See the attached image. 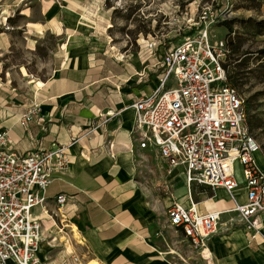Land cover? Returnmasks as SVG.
Masks as SVG:
<instances>
[{"label":"rangeland","instance_id":"rangeland-1","mask_svg":"<svg viewBox=\"0 0 264 264\" xmlns=\"http://www.w3.org/2000/svg\"><path fill=\"white\" fill-rule=\"evenodd\" d=\"M205 4L212 5L215 11L223 14L224 21H233V31L242 35L239 51L231 53L227 44L235 33L229 38L223 22L210 30L214 39L225 40L228 50L225 63L230 70L243 61L246 71H253L247 79L230 83L243 98L246 109L249 97L264 89V84L259 83V71H256L260 62L256 61V54L251 53L264 47V33L255 35L252 30L243 28L241 21L263 20L264 0H0V39H3L0 42V114L8 120L10 109L23 110L39 91L38 82L54 70L53 57L60 52L66 57L72 53V59L83 57L86 51L85 57L93 67L104 61L110 74L122 75L110 80L112 83H126L132 93L138 90L153 92L162 51L184 35L196 31L194 25L200 8ZM46 27L52 32H44ZM55 33L62 34L56 36ZM86 45L87 48H83ZM229 56L231 60H228ZM246 115L247 118L253 116L254 127L249 131L264 158V96L257 97L253 107L246 109ZM144 164V171L136 179L137 197L151 209L150 221L155 230L176 234L167 224V206L169 198L176 197L173 195L175 191L179 195L190 192L197 203L212 198L218 200L214 197L219 192L228 200L220 190L214 192L195 184L187 187L179 171L170 172L155 157L146 159ZM235 169L236 177L243 181L238 164ZM223 198H220L221 201ZM230 210H223L224 214H228L220 218L218 231L213 235L222 243L220 255L215 254L217 246L219 251L218 240H211L214 253L205 257L200 255V250H194L180 232L173 239L165 237L168 244L177 247L180 264H237L241 254H236L243 253L245 240L241 230H234L240 223ZM56 222L57 227L51 229L52 236L47 239L49 235L45 234L46 241H55L50 246L69 245L72 250V244L81 239L80 229L70 224L78 228V233L73 229L72 234L66 223H61L65 225L62 227L60 222ZM59 228H63L62 233H59ZM61 237L69 243L66 244ZM244 256L245 260L259 259L257 251ZM89 262L100 264L92 260Z\"/></svg>","mask_w":264,"mask_h":264},{"label":"built area","instance_id":"built-area-1","mask_svg":"<svg viewBox=\"0 0 264 264\" xmlns=\"http://www.w3.org/2000/svg\"><path fill=\"white\" fill-rule=\"evenodd\" d=\"M224 19L212 5H203L196 31L162 51L155 90L131 105V136L140 149L156 148L170 172L181 168L188 186L224 190L234 204L229 212L237 213L253 240L260 235L264 214V175L254 159L259 145L246 123L245 102L228 83L225 40L210 35ZM37 111L34 105L21 122H30ZM237 164L245 189L243 204L236 199ZM67 165L63 147L19 154L11 148L7 131L0 130V264H40L37 252L45 237L34 211L44 207L53 175ZM66 202L65 195H57L49 218L62 222ZM187 202L174 201L167 208L168 226L181 231L202 256L224 211L199 212L190 192Z\"/></svg>","mask_w":264,"mask_h":264},{"label":"crops","instance_id":"crops-1","mask_svg":"<svg viewBox=\"0 0 264 264\" xmlns=\"http://www.w3.org/2000/svg\"><path fill=\"white\" fill-rule=\"evenodd\" d=\"M46 31L52 32L47 27ZM55 34L60 36L62 33ZM83 48L86 49L87 45ZM71 54L67 57L61 52L54 55V70L40 81L42 86L23 110L10 109L8 120L0 114V130L7 131L11 148L17 153L63 147L67 155V169L53 175L54 181L46 192V203L43 208L37 207L34 214L41 220L44 237L46 234L49 235L47 239L50 238L51 229L57 227L56 221H60L50 219L49 213L56 210V196L65 195L67 202L60 225L66 223L72 234L73 229L78 233L79 228L81 239L72 244L71 250L69 245L50 246L55 241L48 243L45 238L37 252L40 264H86L91 260L100 264H180L177 247L168 244L166 238L173 239L180 232L187 239L175 229V235L155 230L150 221L151 209L137 197L136 179L144 171L146 159L155 157L161 165L168 167L156 148L140 149L139 143L131 136L134 124L131 105L141 94L148 93L144 90L132 93L126 83H112L110 80L122 75L110 74L104 61L93 67L85 57L86 51L83 57L71 59ZM34 105L38 106V111L30 122L23 124L21 118ZM254 159L264 175L263 156L257 152ZM174 170L182 174L185 185L190 187L182 169ZM237 181L240 188L236 199L243 204L244 184L238 178ZM217 190L222 191L228 200L219 192L214 198H218L220 203L213 198L207 202H195L199 212H217L234 207L225 191L216 189L214 192ZM173 195L176 197L169 198L167 208L174 201L188 205V192L179 195L175 191ZM233 216L237 219V213ZM260 223V235L253 240L241 225L234 228L242 231L245 240L243 253L236 254H241L237 264H264V214L260 216ZM58 231L62 233L63 228ZM60 239L69 243L63 237ZM212 239L219 241V251L217 246L215 254L220 255L222 243L219 238L209 239L208 251L214 253ZM252 251L259 253V259L245 260L244 255Z\"/></svg>","mask_w":264,"mask_h":264},{"label":"trees","instance_id":"trees-1","mask_svg":"<svg viewBox=\"0 0 264 264\" xmlns=\"http://www.w3.org/2000/svg\"><path fill=\"white\" fill-rule=\"evenodd\" d=\"M223 24L225 25L227 29V35L230 38V36L233 33H235L232 29L233 21L231 20L223 21ZM241 25L243 26V28L247 30L249 29L252 30L255 35H262L264 33V19L260 21H256L253 19H247L245 21H241ZM242 42H243L242 35L235 33V37L229 40L227 47L231 50V53L238 52L240 46L242 45ZM251 53L256 54L255 59L256 61L260 62L257 65L256 71H259V78H258L259 83L264 84V47L259 49L256 52H251ZM228 60H231L230 56ZM245 65L246 64L243 61H240L236 63L235 65H233V70H230L228 64L225 63V68L227 69V77H228L229 84L230 83L235 84L236 81L247 79L250 76V74L253 71L252 70L246 71L247 67H245ZM259 95L264 96V89L262 91H258L256 94L249 97V99L247 100V108H246L247 110H250L253 107V103L257 100V97ZM252 118L253 116H249L247 118V115H246V123H247L248 128L254 127L252 123Z\"/></svg>","mask_w":264,"mask_h":264},{"label":"bare ground","instance_id":"bare-ground-1","mask_svg":"<svg viewBox=\"0 0 264 264\" xmlns=\"http://www.w3.org/2000/svg\"><path fill=\"white\" fill-rule=\"evenodd\" d=\"M79 63V62H78ZM25 74V76H27V74L26 73H24ZM42 86V82H38V87H41ZM215 202H217V203H220V201H218V200H215ZM220 205H218V207H219ZM67 227V226H66ZM218 231V228H216L215 229V231L213 232V233H211L210 235H209V239H211L212 237H213V235L216 233ZM78 234H76L75 236H77ZM79 237V236H78ZM207 248L203 251V255H205V257L209 254V251H208V249H209V245H208V243H207V246H206ZM88 264H96L95 262H89Z\"/></svg>","mask_w":264,"mask_h":264}]
</instances>
